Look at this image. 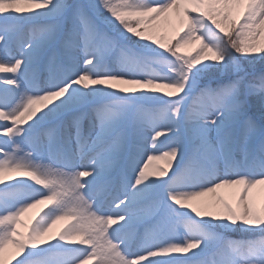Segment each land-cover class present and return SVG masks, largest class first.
Segmentation results:
<instances>
[{"label": "snow or ice", "instance_id": "1", "mask_svg": "<svg viewBox=\"0 0 264 264\" xmlns=\"http://www.w3.org/2000/svg\"><path fill=\"white\" fill-rule=\"evenodd\" d=\"M170 15L176 27L162 35ZM261 37L264 0H0V186L26 179L47 190L18 206L0 200V264H23L26 250L56 240L86 249L64 264H264V205L253 193L264 186V66L243 63L264 65ZM97 86L117 95L88 94ZM133 138L142 162L128 152ZM41 150L48 162L33 163ZM169 178L194 190L144 187ZM226 188L238 189L235 207L218 195ZM185 211L249 238L194 230ZM61 221L70 223L49 236Z\"/></svg>", "mask_w": 264, "mask_h": 264}, {"label": "rangeland", "instance_id": "2", "mask_svg": "<svg viewBox=\"0 0 264 264\" xmlns=\"http://www.w3.org/2000/svg\"><path fill=\"white\" fill-rule=\"evenodd\" d=\"M176 24H177L176 18L175 16H172V15H170V19L168 23H165L163 20H161L160 34L171 35L172 31L176 27ZM117 31H120L118 26H117ZM200 31L204 35L205 40L209 44L215 45L219 42L220 38L218 37L216 33H214V31L211 28L205 27L201 29ZM129 41H131L130 46L134 44L136 46V49L141 54L143 55L154 54V53H149L145 51L141 47L140 44H138L131 38H129ZM257 43L258 44L264 43V37L258 38ZM243 63L245 65L247 72L258 70L261 66H264V65H257L256 68H253V67L248 66L247 62H243ZM111 68L113 70H117L118 66L113 64L111 65ZM101 93H108L107 97H105L106 99H111L112 97L117 95L115 92L104 89L102 86H97V87H94L88 90V94L90 95H99ZM137 95H144V94L139 93ZM57 103H60V102H57ZM157 103L163 104L165 103V101L161 97L160 101H158ZM53 107H55V105ZM69 115L70 113L64 112L62 116L60 117V119H66ZM53 122H57V121L55 120L46 121L44 124L40 125V127H45L49 123H53ZM83 127L85 131H87L88 129L87 120L84 121ZM4 139L5 138L0 137V141H4ZM165 139H166L165 137L160 138V145H159L160 148L164 147ZM17 142H20L19 139H17ZM138 145H139V141L137 139H134V138L130 139L128 152L131 155L140 156V160L142 162L143 159L146 158L147 153L141 156L138 151V147H137ZM144 146L145 148L147 147L146 141H145ZM6 150H10V149H6ZM41 151L43 153L42 157L34 153L33 156L29 157V159H31L33 163H38V162L47 163L48 162L47 152L46 150H41ZM20 155H23V153H20ZM121 166L124 168V170L129 175V178L131 179V177L134 176V172H132L130 169L127 168L126 159L122 162ZM162 166H163L162 161H156L153 163V167H162ZM21 180L22 181L24 180V181L21 182ZM20 182L21 183L10 184V185H6L3 188H1L0 189V200H5L11 206H18L23 203H28L32 199L38 198L40 195L46 194L47 192V190L34 185L31 181H28L26 179H20ZM144 187L149 191L158 192L161 195H163L166 188L172 191H179L182 189L192 188V183L185 182L183 178L177 179L174 183L172 182L170 178L162 179V180L153 179V180H150L148 184L145 185ZM5 192L10 193L11 195L5 197L3 195V193ZM237 192H238V189L236 188H226L223 191L219 190L218 195L222 196L226 203L235 207L236 206L235 195ZM253 193L257 197V208L259 209L262 205H264V186H258L256 189L253 190ZM113 195L116 197L120 195V188L118 185L115 186ZM110 206H111L110 198L102 202L103 208L104 207L109 208ZM57 211L58 209L56 208L49 209L48 214H47L49 219L53 215H55ZM24 219L25 217H21V227L19 228V230L21 232L26 233L27 228H25L26 221ZM183 219H184V222L192 226L194 230H198L200 232H205V233H211L213 235L223 237L226 240L241 241V240H246L249 238V230L242 229V227L239 224L235 228H233L226 221H212L210 218L197 219L194 216V214L190 213V211H185ZM57 225L60 226L61 224H57ZM229 233H234L237 235L248 236V237L246 239L238 240L237 238H234L233 236H231V234L229 235ZM186 235H187V230L182 228L181 233L177 237V239L182 242L183 237ZM123 248H124V245H121L122 250ZM85 252H86V249L81 246L69 245V244L63 243L62 241L56 240V241H53L51 244L43 246L41 248H38L35 250H32V249L26 250L25 256L22 259H23V264H64L65 260L75 261L76 259L81 258L85 254ZM196 258L199 259L201 257H196ZM8 259H11V257H9ZM173 259H182V258H169L166 261L158 262V264H172Z\"/></svg>", "mask_w": 264, "mask_h": 264}, {"label": "bare ground", "instance_id": "3", "mask_svg": "<svg viewBox=\"0 0 264 264\" xmlns=\"http://www.w3.org/2000/svg\"><path fill=\"white\" fill-rule=\"evenodd\" d=\"M159 25H160V28H161V21L159 22ZM0 75H2V74H0ZM6 178H8V177L6 176ZM23 181H24V180H23ZM23 181L21 180V182H23ZM21 182H20V180H19V181H18V180H15V181H13L11 184H18V183H21ZM8 185H10V184H8ZM4 186H6V185H4ZM4 186H0V189L3 188ZM191 190H194V186H193V184H192V188H189V189H182V190H179V191H185V192H187V191H191ZM223 190H225V189H221V191H223ZM104 209H108V208H105V207H104ZM36 211H37V210H35V209L30 210L29 212L25 213V215L23 216V217H25L24 220L26 221V226H25V228H27V226L32 222V218H33V216H34V214H35ZM48 211H49V209L46 210L45 213L42 214V222H43V223H47V221L49 220V217L47 216ZM68 223H70V222H66V221L58 222L57 224H61V225L59 226V225L56 224L55 226H53L51 232L49 233V236H51V235H53V234H59V231H60L62 228H64V227L66 226V224H68ZM218 230H219V229H218ZM218 230H216V231H218ZM11 251H13V250L9 247V249L6 251V259H8L9 257H11V256L9 255V253H10Z\"/></svg>", "mask_w": 264, "mask_h": 264}, {"label": "trees", "instance_id": "4", "mask_svg": "<svg viewBox=\"0 0 264 264\" xmlns=\"http://www.w3.org/2000/svg\"><path fill=\"white\" fill-rule=\"evenodd\" d=\"M231 234V236H233L234 238H237L238 240L239 239H246L248 236H242V235H237V234H234V233H229V235Z\"/></svg>", "mask_w": 264, "mask_h": 264}]
</instances>
